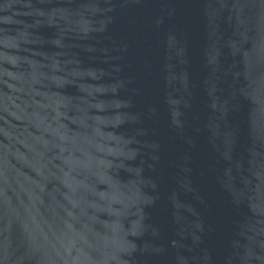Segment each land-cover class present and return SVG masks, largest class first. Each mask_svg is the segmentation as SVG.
<instances>
[{"label":"water","instance_id":"1","mask_svg":"<svg viewBox=\"0 0 264 264\" xmlns=\"http://www.w3.org/2000/svg\"><path fill=\"white\" fill-rule=\"evenodd\" d=\"M0 264H264V0H0Z\"/></svg>","mask_w":264,"mask_h":264}]
</instances>
